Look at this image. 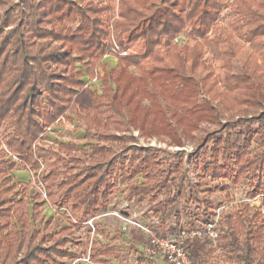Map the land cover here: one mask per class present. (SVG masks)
I'll return each instance as SVG.
<instances>
[{"label": "trees", "instance_id": "1", "mask_svg": "<svg viewBox=\"0 0 264 264\" xmlns=\"http://www.w3.org/2000/svg\"><path fill=\"white\" fill-rule=\"evenodd\" d=\"M107 1L102 6L93 0H0V5H9L0 12V129L4 144L17 155L23 169L32 172L39 169L40 162L55 158L42 176L43 200L38 193L30 195V181L15 179L12 170L17 160L0 155V263L67 264L65 259L78 258L79 253L69 246L73 240L70 227H78L104 209L119 178L141 175L142 180H135L124 194L130 199L147 197L151 204L148 211L159 218L178 198L186 203L198 201L206 182L185 176L182 162L175 160L183 151L167 160L154 148L127 144L126 132L135 128L146 135L163 134L170 143L180 145L176 125H183V131L196 128L201 119L198 113L206 109L208 101H192L201 93L212 94L217 84L222 90L217 99L225 111L243 110V104L251 103L249 109L264 104V84H255L250 77L254 71L264 74V56H259L264 50V0H234L237 17L228 26L216 24L225 0H119L118 16L112 20L117 42L121 48L138 42L143 50L119 54L116 66L102 74L103 86L98 91L84 87L81 77L92 76L108 55L105 22L113 15L108 13L111 0ZM184 29H189L187 37H197L203 43L173 44L172 39ZM210 29L212 36H207ZM234 37L248 43L252 51L241 74L225 63L240 50ZM203 46L213 61L223 62V77L214 74L203 56ZM144 60L151 64L139 74L129 70L130 66L139 68ZM201 68L206 73L196 80ZM247 86L257 95L251 102L234 94ZM143 98L148 105L142 103ZM69 110H75L74 118L84 125V137L97 134L104 143H90L83 149L73 141L57 142L64 158L51 146H38L35 141ZM216 114L215 119L219 117ZM249 120L258 123L257 129L216 137L205 163L201 149L207 137L191 154L192 164L199 162L202 177L229 178L234 183L249 178V197L259 196L264 206V110ZM218 131L220 127L211 135ZM255 138L258 142L253 146ZM106 141L123 147L116 152ZM220 188L226 190L227 186L221 183ZM161 192L165 193L159 199ZM206 194L200 214L182 211L187 216L185 226L202 228L214 222L216 211ZM45 201L65 208L67 217L72 211L75 221L52 235L43 234L35 222ZM50 222H44V228ZM176 228L163 225L158 233L171 235ZM135 233L130 231L133 241L140 239ZM46 235L52 243L45 247ZM92 243L89 253L95 263L121 256V250L111 242ZM23 246L24 254L14 259ZM185 249L192 264H211L219 256L216 252L231 264H264V214L248 203L227 206L220 213L215 244L203 235L187 240ZM139 259H143L141 255Z\"/></svg>", "mask_w": 264, "mask_h": 264}, {"label": "rangeland", "instance_id": "2", "mask_svg": "<svg viewBox=\"0 0 264 264\" xmlns=\"http://www.w3.org/2000/svg\"><path fill=\"white\" fill-rule=\"evenodd\" d=\"M17 1V0H14ZM94 2L98 3L99 5H107V0H93ZM226 6H224L218 15V19L216 21V24H219L221 26H228L231 22H233L236 17L237 13L234 8V0H225ZM118 4L119 0H111L109 2L110 11L108 13L112 14L113 17L110 18L105 22V27L107 29L108 35H107V42L109 43V47L106 51L110 57H103L101 62L96 66L94 73L92 76L84 75L81 77L82 80L85 81L84 87L90 88V89H96L100 91V88L102 85V74L110 69H113L116 66V60L113 58H117L119 56L118 53L113 51V48H118L119 51H125L126 53L121 55L124 56L130 52H141L143 50V46L141 44L137 43H130L126 46V48H121L120 45L117 42L116 35L113 32V26H112V20L117 18V11H118ZM9 5H0V12L7 8ZM106 13V14H108ZM105 14V15H106ZM104 15V16H105ZM77 23L74 24L76 26ZM10 28V27H8ZM210 29L207 32V36H212ZM189 29L182 30L176 37L172 39L173 44H177L178 46L181 45H188L193 46L195 43H203L202 39H199L197 37H187ZM186 35V36H185ZM186 37V39H185ZM126 39V35L124 36ZM178 38V39H176ZM183 39V40H182ZM234 41L239 43L240 50L236 57L234 58H228L225 63L229 65L233 72L236 74H241L243 71L241 69L242 65L245 64V61L250 57L252 51L249 47V44L244 42V40L238 39L236 37L233 38ZM204 52V58L207 60L209 64L213 67L214 74L218 75L219 77H223L225 70L223 68V62L222 61H213L212 56L210 53L205 52L204 46L201 48ZM107 55V56H108ZM264 56V50L259 53V56ZM112 56V57H111ZM149 60H144L142 62V65L139 68H135L133 66L129 67V70L132 71L134 74H139L144 67H147L150 65ZM168 64V63H167ZM166 64V65H167ZM78 66H80L79 63H77ZM80 69L83 70V67L80 66ZM141 69V71H140ZM206 73V70L201 68L198 70L196 74V80L199 79L201 76H203ZM252 82H255V84L262 85L264 84V74L259 73L257 71H254L250 75ZM214 91H212V94H199L196 95L195 100L192 101V103L198 104L204 100L208 101V104H206V109L203 112L198 113L200 116V121L197 123L196 128L190 130V131H183V125H176V136L181 142L180 145L170 143L166 136L163 134L160 135H146L141 133L138 129L132 128L129 132H126L127 138L126 142L127 144L133 143L141 147H151L158 151V154L161 158L167 159V160H173L175 152L176 151H183V154L178 159L180 160L185 167L186 173L185 176L188 177L192 181H198V180H204L206 182L204 185L201 186V190H205L204 194L206 192L212 191L208 195L210 200L213 201V206L215 208V215L214 219L220 220V213L224 208L230 205H239L241 203H248L249 205L260 208L262 213L264 214V206L261 205L260 197L257 196L256 198H251L248 195V192L250 188L248 187V181L249 178L243 177L240 181V183H234L229 178H223L218 177L215 179H211V177H202L203 170L202 166L199 164V162L192 164V156L191 154L195 151L196 147H198L200 144H203L204 141L207 139V142L205 143V146L201 149L203 152V161L206 163L209 161V156L211 154L210 148L213 147L214 139L216 137L224 136L225 134H231L234 132H243V133H250L253 132L258 127V123L254 121H250L249 119L253 118V115H260L264 110V104L262 106L254 107L255 109H249V105L251 104H243L241 105V108L243 110H229L225 111L224 108L219 105L218 102V93H221V86L215 85ZM235 97L246 100L248 102H251L252 98H256V93L251 91L248 86L243 90H237L235 91ZM221 96V95H220ZM261 97V96H260ZM260 99V98H259ZM257 99V101L259 100ZM142 103L144 105H148V100L146 98L142 99ZM163 104L168 105V101L163 100ZM191 103V105H193ZM213 106V107H212ZM254 110V111H253ZM217 113L215 117H219L217 119L214 118V113ZM75 117V110H69L66 111L65 114L61 115L54 123L49 125L45 132L40 136L38 140L35 141V144L38 146H51L55 152L59 153L60 156L66 158V154L63 152H59V149L57 147V142H69L73 141L76 143V145L79 148L88 149V144L90 143H96L98 142V136L97 134H94L92 138H86L84 137V125L77 122ZM193 118V117H192ZM211 118V119H210ZM221 128V131H218L215 133V135H211L214 130L217 128ZM3 129H0V155L5 156V158H13L17 160V164L14 170H12V173L14 174V177L16 180L22 183L31 182V185L29 186V192L30 195H34L35 193H38L43 200H46L45 195V188L44 183L42 180L43 174H46L49 172V166L55 161L54 157H50L46 162H40V167L36 172L30 171V169H23V163L19 162L17 159V155L6 148V145L3 141ZM257 137V136H256ZM255 142L253 146H256L258 139L255 138ZM101 144H103V141H99ZM106 145L111 146L114 151H119L123 145L115 142L106 141ZM221 153L218 154V161H221ZM59 170L63 171L64 169L62 167L59 168ZM142 180V176L138 175L137 177L133 178H119L116 180V187L114 191L111 193L109 197V202L107 206L104 209H100L98 212V215H100L96 219V226L94 233L92 232V228L80 224L78 227L76 225H72L70 227V233L73 240L69 243V246L76 250L79 255L81 253H85L88 248H90L94 242L95 244H106L111 242L112 244H115V248L119 250L118 248L123 247L124 249L121 250L122 254L119 258H108L103 263H95L91 258L90 262L82 261V260H76L74 261L75 264H160L159 262L155 263V261H152L148 257L145 256L143 253L144 250V243L146 241V237L144 234H142L139 230L136 231V235H140V239L132 240L131 237H129L126 234H122L120 231V219L119 216L114 213L115 211L119 210V207L122 203V200H120L117 196V193L121 191L120 197L127 198V196L124 194V191H126L127 187L132 184L135 180ZM118 182H120V186H118ZM221 183H225L227 186L226 190H222L220 188ZM185 184H187L185 182ZM165 192H161L158 195L159 199H162ZM204 194L199 195L198 201H192L190 200L188 203H186L183 199H177L173 204H171L168 208L165 214L159 218V225L158 229L162 227L163 225L166 227H177L178 229L181 226H184L187 221V216L182 213V211H188L192 214H200L202 210L204 209L203 205V196ZM121 197V198H122ZM112 202V203H111ZM111 203V204H110ZM150 202L148 201L147 197H138L134 198V200L131 203V213H137L142 214V216L146 217L148 221V216L150 214L153 215L150 211H148V208L150 206ZM108 206L109 209L113 211V213H108ZM40 215L37 221L35 222V226L42 230V233L44 234H53L55 232H58L61 228L69 226V224L73 223L76 219V216L73 214L72 211L68 212V217L65 215V208H58L55 204L50 203L48 201H45L44 204L41 206ZM144 213V215H143ZM179 213V222L176 224V214ZM48 219L51 220L50 224L44 228V222H46ZM15 222V220H12ZM215 228L219 229V224L217 223L215 225ZM45 229V230H44ZM52 243V238L50 235H46L45 240L43 241V246H48ZM22 251L18 252L16 255V258L18 259L24 254V246L21 249ZM140 254L143 259L140 258ZM216 255L219 259H222V263L217 260V257H214V259L211 261V264H231L229 261H227L222 253L216 252ZM67 264H72L73 259H65ZM140 260V261H139ZM3 264V263H0ZM5 264H10L9 262ZM74 264V263H73Z\"/></svg>", "mask_w": 264, "mask_h": 264}, {"label": "built area", "instance_id": "3", "mask_svg": "<svg viewBox=\"0 0 264 264\" xmlns=\"http://www.w3.org/2000/svg\"><path fill=\"white\" fill-rule=\"evenodd\" d=\"M113 51L116 53L123 55L125 51H119L118 48H113ZM118 186H120V182H118ZM121 191L117 193V197L122 200V203L119 207L118 211H115L120 219V231L122 234H126L128 236V241L130 240V231L132 229L139 230L142 234L145 235L146 241L144 243L143 253L146 257L155 261V263L159 262L160 264H192L190 256L185 249V242L187 240H191L194 237H200L206 235L210 244H215L216 237L219 233V229L215 228V225L220 224V220L214 219V222H208L202 228H190L187 226H181L177 229L174 234L171 235H161L158 233L159 217L154 214H150L148 216V221L146 217L142 216V214L131 213V203L134 199L122 198L120 197ZM112 203V202H111ZM110 203V204H111ZM203 211V210H202ZM108 213H113L112 210L109 209ZM144 215V213H143ZM100 215L96 214L94 216L88 217L82 221V225L91 227L92 232L95 231L96 219ZM75 221V220H74ZM119 250H123V247L118 248ZM90 248L85 253H81L78 258L73 260H82L86 262H90ZM141 255V254H140ZM72 263V264H73Z\"/></svg>", "mask_w": 264, "mask_h": 264}, {"label": "crops", "instance_id": "4", "mask_svg": "<svg viewBox=\"0 0 264 264\" xmlns=\"http://www.w3.org/2000/svg\"><path fill=\"white\" fill-rule=\"evenodd\" d=\"M105 57H110V55H108V56H105ZM112 57V56H111ZM113 58L116 60V62H117V58H115L114 56H113ZM116 64V63H115ZM122 252V251H121ZM122 254V253H121Z\"/></svg>", "mask_w": 264, "mask_h": 264}]
</instances>
